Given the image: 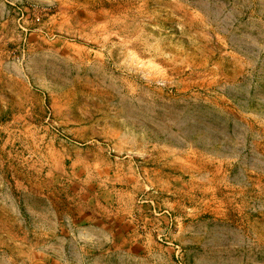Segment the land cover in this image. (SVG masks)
<instances>
[{
    "label": "rangeland",
    "instance_id": "rangeland-1",
    "mask_svg": "<svg viewBox=\"0 0 264 264\" xmlns=\"http://www.w3.org/2000/svg\"><path fill=\"white\" fill-rule=\"evenodd\" d=\"M0 72V264H264V0H0Z\"/></svg>",
    "mask_w": 264,
    "mask_h": 264
},
{
    "label": "crops",
    "instance_id": "crops-1",
    "mask_svg": "<svg viewBox=\"0 0 264 264\" xmlns=\"http://www.w3.org/2000/svg\"><path fill=\"white\" fill-rule=\"evenodd\" d=\"M2 78H3V75L0 72V124H3L1 119H19V116L11 115L9 111H4V108L7 109L9 107V104H7L9 102V96L7 95V91L9 89L7 85L3 84ZM2 132L3 131H1V127H0V134ZM4 185L5 183L3 182V180H1L0 188H2ZM0 196L2 195L0 194Z\"/></svg>",
    "mask_w": 264,
    "mask_h": 264
}]
</instances>
